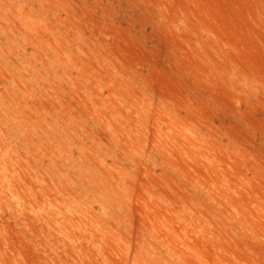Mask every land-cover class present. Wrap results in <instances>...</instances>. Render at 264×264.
<instances>
[{"label": "rangeland", "instance_id": "rangeland-1", "mask_svg": "<svg viewBox=\"0 0 264 264\" xmlns=\"http://www.w3.org/2000/svg\"><path fill=\"white\" fill-rule=\"evenodd\" d=\"M208 263L264 264V0H0V264Z\"/></svg>", "mask_w": 264, "mask_h": 264}, {"label": "bare ground", "instance_id": "bare-ground-1", "mask_svg": "<svg viewBox=\"0 0 264 264\" xmlns=\"http://www.w3.org/2000/svg\"><path fill=\"white\" fill-rule=\"evenodd\" d=\"M48 41V40H47ZM116 77V76H115ZM116 81V80H115ZM181 128V127H180ZM185 133H186V131H185ZM191 134V133H190ZM193 138V137H192ZM230 183V182H229ZM231 186V185H230ZM237 187V186H236ZM224 188V187H223ZM231 188V187H230ZM228 191V190H227ZM239 194V193H238ZM239 197V196H238ZM240 197H241V195H240ZM243 206V205H242ZM219 208V207H218ZM215 224V223H214ZM206 227V226H205ZM202 231V230H201ZM204 231V230H203ZM211 232V231H210ZM205 238V237H204ZM215 241V240H214ZM190 249V248H189ZM198 250H199V248H198ZM198 257V256H197ZM205 258V257H204ZM213 260V259H212ZM209 264V263H208Z\"/></svg>", "mask_w": 264, "mask_h": 264}]
</instances>
